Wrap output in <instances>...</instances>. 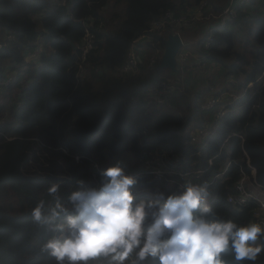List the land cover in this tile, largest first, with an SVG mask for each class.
<instances>
[{"label": "trees", "instance_id": "1", "mask_svg": "<svg viewBox=\"0 0 264 264\" xmlns=\"http://www.w3.org/2000/svg\"><path fill=\"white\" fill-rule=\"evenodd\" d=\"M228 1L0 0V93L20 102L5 114L6 97L0 99V264H56L42 250L53 233L31 214L40 200L54 206L48 187L58 183V198L70 207L67 196L78 179L94 184L117 160L137 173L153 148H170L188 161L186 168L204 170L191 182L207 186L208 203L222 218L241 225L255 219L256 200L236 205L227 197L237 193L242 172L252 179L250 167L239 161L244 152L264 189V0L204 33L213 23L208 15L219 14ZM200 6L204 20L186 23L200 34L190 43L196 47L191 53L214 64L206 82L214 83L216 73L237 79L241 94L228 104L206 143L192 144L190 129L204 124L210 113L199 108L205 86L189 90L181 73L187 64L178 63L175 74L150 66L149 59L153 52L161 56L164 39L176 28L173 20L193 17ZM182 32L188 41V31ZM143 35L151 38L143 44L137 71H123L130 46ZM88 42L91 47L83 53ZM35 47L41 51L33 60L29 53ZM10 72L13 80L1 83ZM161 77L176 80L173 105L140 108L138 99L132 106V99ZM228 156L227 168L219 170ZM216 172L221 175L211 178ZM138 174L150 188L182 190L175 174ZM225 255L226 264H236L231 251ZM254 264H264V252Z\"/></svg>", "mask_w": 264, "mask_h": 264}, {"label": "clouds", "instance_id": "2", "mask_svg": "<svg viewBox=\"0 0 264 264\" xmlns=\"http://www.w3.org/2000/svg\"><path fill=\"white\" fill-rule=\"evenodd\" d=\"M32 218L53 233L42 245L56 264H236L264 252V228L222 218L208 203L206 185L185 182L166 193L141 183L122 160L105 167L94 184L83 179L59 200L60 185L47 189Z\"/></svg>", "mask_w": 264, "mask_h": 264}, {"label": "built area", "instance_id": "3", "mask_svg": "<svg viewBox=\"0 0 264 264\" xmlns=\"http://www.w3.org/2000/svg\"><path fill=\"white\" fill-rule=\"evenodd\" d=\"M259 0H229L228 3L224 6V8L221 10V12L217 15L211 16V13L208 15V18H211L212 24H207L203 28L204 33H211L212 30L217 29L219 27H223L226 23H229L236 19L238 10H244L248 7H250L252 4H257ZM201 6L198 8L197 12L194 14L198 18L201 17L202 11ZM262 15H264V10H262ZM194 18V17H191ZM184 19V17H182ZM209 20V21H210ZM174 22V21H173ZM210 22V23H211ZM159 26V25H158ZM90 34L87 33L85 36V40H90ZM147 37L149 35H143L138 37L133 44L130 46L128 52H127V59L122 67L123 71L133 73L137 71L138 69V59L141 56L142 53H144V42L147 40ZM151 38V37H149ZM148 38V39H149ZM208 40L210 36L207 38ZM209 42V41H208ZM207 44V43H206ZM3 43H0V49L2 48ZM82 48V52L86 53L88 49L91 47V44L88 42L86 43ZM41 51V47H35L32 52H30V57L33 60L37 59V56L39 55ZM186 52V53H185ZM188 54V55H187ZM180 56L181 59L179 61L178 57ZM193 62V55L191 53L189 54L187 52V49H180L177 58L179 63L185 62L186 57ZM158 57L153 54L149 59V65H157ZM197 63H193V65H199L203 66L206 60L201 61L200 59H197ZM187 64V63H184ZM192 64V63H191ZM190 65V64H189ZM13 80L11 72L7 75L5 78L4 83H10ZM221 78H217V82L214 85H205V88H203V98L199 103V108L205 112H210L211 117L209 121L204 122L202 125L194 126V128H191L188 133L189 142L192 144H205L210 133L215 129L216 124L218 123L219 119L228 111V104L233 102L237 97L235 95L234 90H217L215 86L220 84ZM176 80H171L166 77L159 78L155 83L147 87L146 90H143L137 95L136 98L132 99V106H134L135 102L140 99V108H146L150 104H166L167 106L171 107L173 105V101L171 100V97L174 94V87ZM227 82H232L231 79L226 80ZM16 106L20 104L18 101H14ZM13 103V104H14ZM12 104V106H13ZM15 107V106H14ZM229 153H231L230 149H227ZM231 158L228 156L226 157L224 163L221 165L219 170H225L230 162ZM240 163H245L250 167V173L252 174V179L248 178V175L245 172H242V175L240 178L236 181L235 187H236V194H230L227 199L228 201L232 202L233 204L239 205L243 204L246 201L250 199L256 200V202L259 204L257 209L254 211V217L255 219L253 221H250V223H257L259 225H262L264 223V189L261 188V186L256 182L254 175H255V168L252 167L250 164L249 158L244 152V159L239 157ZM209 162H212V157L209 158ZM172 163V164H171ZM171 164V165H170ZM186 164H188V161L185 160L183 162L180 160L176 155L173 153V150L168 148L164 149L162 148L160 151L156 149H152L148 155H146L143 159H141V165L139 166V169L137 173H149L153 176H160L163 174H175V176L178 177L175 183L179 184L178 187L183 188V185L185 182H191V179L199 177L202 173H204L203 169H188L186 168ZM221 175V173L216 172L213 173L211 178H215L216 176ZM196 184H200L198 182H192ZM257 189L259 192L258 197H254L252 195V190Z\"/></svg>", "mask_w": 264, "mask_h": 264}, {"label": "rangeland", "instance_id": "4", "mask_svg": "<svg viewBox=\"0 0 264 264\" xmlns=\"http://www.w3.org/2000/svg\"><path fill=\"white\" fill-rule=\"evenodd\" d=\"M51 1H54V0H51ZM194 18H189V19H187V18H185V19H182V17H178V18H176L175 20H173L174 22H172L173 23V25L174 26H176V28H175V30L174 29H172V31L173 32H176V33H178L179 35H180V37L182 38V40H183V42H184V46L181 48V49H188L187 50V52L190 54V52L192 51V48L189 46L190 45V42L189 41H187V40H185L184 38H183V32L182 31H188V36L189 37H197L198 35H199V32L197 31V29H195V26H191V27H189V25L188 24H186L188 21H191V20H198L197 22H202L204 19H202L201 20V18L202 17H199L198 16V18H195V17H197L196 15H194L193 16ZM185 47V48H184ZM190 47V48H189ZM186 53V52H185ZM153 54H155V52H153L152 53V55ZM188 55V54H187ZM178 57H180V56H178ZM180 59H181V57L179 58V61H180ZM179 61H178V58H177V64L179 63ZM182 63H187V64H190L191 65V63H192V60H190L189 58H188V56L186 57V61L185 62H182ZM213 71V70H212ZM211 71V72H212ZM182 72H184L185 73V71H184V69L183 70H181V73ZM177 73V72H176ZM175 73V74H176ZM179 73V72H178ZM183 75V74H182ZM185 75V74H184ZM215 75H219V73H216ZM214 75V76H215ZM214 76H213V78H212V80L214 79ZM219 76H221V75H219ZM210 77V76H209ZM227 78H225V77H221V80H223V81H225ZM207 80V79H206ZM211 80V81H212ZM231 83H228L229 84V87H228V84H223V85H226L227 86V89H229V90H234L236 93H235V95L236 96H239L240 94H241V89H239V87H237V85H239V81L236 79V81H234L233 79H231ZM5 82V79H3L2 81H1V83H4ZM186 83V85H188V84H190L188 81L187 82H185ZM215 83V82H214ZM198 85H199V82L197 83ZM197 84H191V86H188L189 87V90H191V89H194L195 87H197ZM181 85H182V88H183V83H181ZM225 88V87H224ZM219 89V88H218ZM4 92L5 91H3V92H1L0 93V99H1V97H6L5 95H4ZM14 103V100H12L10 97H6V100H5V104L3 105L4 106V113L5 114H7L8 112H12L13 111V106H12V104ZM5 116H7V115H5ZM210 117H211V114L209 113L208 115H207V119H206V121H209L210 120ZM192 128H194V126H192ZM175 182V181H174ZM252 195L254 196V197H258V195H259V192H258V190L257 189H253L252 190ZM228 200V199H227Z\"/></svg>", "mask_w": 264, "mask_h": 264}, {"label": "crops", "instance_id": "5", "mask_svg": "<svg viewBox=\"0 0 264 264\" xmlns=\"http://www.w3.org/2000/svg\"><path fill=\"white\" fill-rule=\"evenodd\" d=\"M198 29V28H197ZM201 32V30H200ZM200 35V34H199ZM199 37V36H197ZM188 41L192 44L195 43V37H189ZM190 44L189 46L192 48V51L196 49V47L194 45ZM189 47V48H190ZM188 50V49H187ZM191 53V52H190ZM193 55L194 59H193V62L191 65L187 64L188 67L186 69V73L182 72V74L185 76L184 79L186 78L190 84H197L199 82V85L197 84V87H195L196 89L197 88H201L204 87L205 85L209 84V85H214L217 81H215V83H210V82H206V79L209 78L210 74H211V71L215 70L214 69V64L211 63V62H205L203 66H200L199 65H193V63H197V54H192ZM185 71V70H184ZM222 76H219L217 78H221ZM229 82L226 83V80L223 81V80H220V84L215 86L217 90H227V86L226 85H223V84H228ZM225 87V88H224ZM228 87H229V84H228ZM219 88V89H218Z\"/></svg>", "mask_w": 264, "mask_h": 264}, {"label": "water", "instance_id": "6", "mask_svg": "<svg viewBox=\"0 0 264 264\" xmlns=\"http://www.w3.org/2000/svg\"><path fill=\"white\" fill-rule=\"evenodd\" d=\"M184 46L180 35L176 32H169L164 39L163 51L158 59L156 67L158 69H167L170 72H178L177 55Z\"/></svg>", "mask_w": 264, "mask_h": 264}]
</instances>
